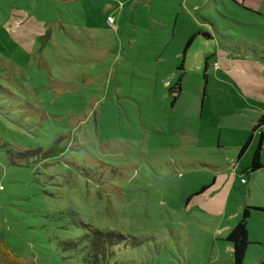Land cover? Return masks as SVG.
<instances>
[{
  "label": "rangeland",
  "instance_id": "1",
  "mask_svg": "<svg viewBox=\"0 0 264 264\" xmlns=\"http://www.w3.org/2000/svg\"><path fill=\"white\" fill-rule=\"evenodd\" d=\"M152 1L0 0V243L26 264H95L88 241L69 246L87 227L125 237L98 264H233L225 235L264 207V138L262 168L241 171L264 100L214 55L242 56L264 95V1ZM14 3L38 28L24 47L8 37ZM195 23L211 37L188 49L198 69L176 71ZM246 228L242 264H264V211Z\"/></svg>",
  "mask_w": 264,
  "mask_h": 264
},
{
  "label": "trees",
  "instance_id": "2",
  "mask_svg": "<svg viewBox=\"0 0 264 264\" xmlns=\"http://www.w3.org/2000/svg\"><path fill=\"white\" fill-rule=\"evenodd\" d=\"M198 34H202L204 37L208 36V33L206 32H199ZM193 36L188 37L182 47L181 50V56H180V62L177 66L178 70H182V62L184 59L185 52L190 45ZM207 57H205V64H206ZM205 72V66L203 67ZM206 74L204 73V76ZM179 77L177 78L176 82L172 85L168 86V92L171 95V102H173L176 97L177 93L180 89L179 87ZM264 124V112L258 117L256 123L253 125V130H256L258 127L262 126ZM264 138V133L262 131L258 132V140L255 149L251 153L250 162L247 167V171H254L256 169L262 168L261 164V146H262V140ZM251 139V135L247 137V139L243 142V144L240 146L239 153L240 154L247 146ZM37 150H27L23 153H38ZM244 179L242 178V181ZM213 182V179L206 184H202L197 190L193 192V194H199L203 191H205ZM192 194V195H193ZM189 198V196L187 197ZM188 200V199H187ZM186 200V201H187ZM264 211V207L262 206H248L245 205L240 212L239 218L237 222L229 229L227 234L225 235L224 240H226L230 246H231V253H232V261L233 264H242L244 262V257L246 254L247 246L251 243L248 240V234H247V228L246 223L247 219L249 218L251 211ZM84 227L89 226L83 224ZM125 237L122 234L115 233L114 231L110 230H98V229H92L87 227L84 232V237H80V239H72L71 242H69V246L72 248H78L79 250H85L86 247L83 248V242L89 243V250L91 251V255L94 258V262H91L92 259L90 256H86V260L98 264L97 260H103L104 255L109 252V249L112 245L117 243L118 239H124ZM84 250L81 251V254L84 253ZM84 260V259H83ZM0 264H26L22 260L18 259L15 255H12L9 249L6 245L3 243H0Z\"/></svg>",
  "mask_w": 264,
  "mask_h": 264
},
{
  "label": "crops",
  "instance_id": "3",
  "mask_svg": "<svg viewBox=\"0 0 264 264\" xmlns=\"http://www.w3.org/2000/svg\"><path fill=\"white\" fill-rule=\"evenodd\" d=\"M230 1H232L233 3H235L239 6L241 5L242 7L247 9V7L245 5H251V6L255 7V6L260 5L261 2L264 0H230ZM10 2H12V1H10ZM150 2H153V1L152 0H146V3L148 6H150ZM13 5L15 6L12 10V13H11V16H13V17H9V18H13V24H11V25L8 24L9 25L8 26V37L10 39H13L14 43H16L17 45L24 47L27 45V43L25 41H29V40H32V38H35V34H36V31H38V28L35 26L36 23L33 20L24 21V20H22V18H17V17H32V16L27 15L26 11H24L23 9H20L19 4L14 3ZM15 9H18V10L16 11ZM16 13H17V15L14 16V14H16ZM107 16H110V15H107ZM190 31L191 32L187 36V38L194 35L193 39L195 37L197 38L198 35H202V34H198V31L208 33L207 30H203L201 28V26L198 28V23H195L194 28ZM208 35H209V33H208ZM210 37L211 36L209 35V37L206 36L205 38L209 39ZM193 39H192V41H193ZM192 41H191V43H192ZM191 43L185 52L184 59L182 62V70L181 71L185 70L184 67H190V68L198 69V47H196L197 51H194V50L188 51V49L191 46ZM182 47L180 48V50L178 52L175 53V58L178 59L177 63L175 64L176 71L178 70L177 66L180 62ZM202 53L204 55V65H205V69H206V65H208V63L206 60V64H205V57H207V59H209L210 55L206 51H204ZM214 55H215V57H217V62L215 63V65L218 66L220 69L223 68L224 71L226 72V76H228L227 73L229 74L232 84H234V86L237 88L238 92L241 95H243L245 97H250V98L251 97H260L262 100H264V95H261V93L263 91V85L261 84V80L258 79V77H256V71L254 69H252L251 72H249L248 71L249 67H245V66H247L246 64L248 61L239 59L242 56H236L238 59H236L235 56L230 58L228 53L225 51H222V50H217L214 53ZM241 72H243V78H241V76H240ZM165 83H167V86H168L171 83V79ZM248 121H253V120L251 118ZM256 130H258V132L261 131L258 128ZM250 135L251 134H249V136ZM252 137L253 136L251 135L250 141L252 140ZM237 155H238L237 160H239L241 155H239V154H237ZM249 162H250V159H249ZM249 162H248V164H246V166H242L241 171L243 174H245L247 172V167L249 165ZM219 172H221V170ZM212 179L214 181V177ZM240 182L244 183L245 180L242 181V178H240ZM208 190H211L210 186L205 191L208 192ZM213 211H215V210H213Z\"/></svg>",
  "mask_w": 264,
  "mask_h": 264
},
{
  "label": "built area",
  "instance_id": "4",
  "mask_svg": "<svg viewBox=\"0 0 264 264\" xmlns=\"http://www.w3.org/2000/svg\"><path fill=\"white\" fill-rule=\"evenodd\" d=\"M107 21H108L109 23H112V22H113V17H111V16H107Z\"/></svg>",
  "mask_w": 264,
  "mask_h": 264
}]
</instances>
